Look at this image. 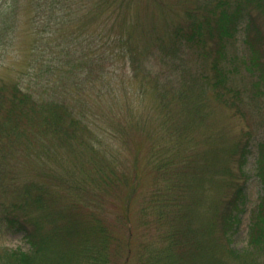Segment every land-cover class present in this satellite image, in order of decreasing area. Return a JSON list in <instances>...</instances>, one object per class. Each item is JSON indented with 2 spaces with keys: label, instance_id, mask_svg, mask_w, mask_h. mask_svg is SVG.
Returning <instances> with one entry per match:
<instances>
[{
  "label": "rangeland",
  "instance_id": "obj_1",
  "mask_svg": "<svg viewBox=\"0 0 264 264\" xmlns=\"http://www.w3.org/2000/svg\"><path fill=\"white\" fill-rule=\"evenodd\" d=\"M211 1L162 0V5L159 0H133L134 16L138 22L137 30L132 35L141 50H148L144 65L148 66L149 76L156 78L166 90H172V95L179 98L182 104L187 101L185 106L190 108L192 103V108L186 109L188 111L181 104L169 106L168 112L156 110L151 91L147 87L142 88V82L138 79L131 78L134 75L128 65H123V60L116 59L114 65L108 67L116 73L109 82L115 90H109L107 83L96 81L93 75L95 89L88 93L90 100L86 106L90 140L98 149L107 150L115 148L114 141L122 137L126 142V154L123 156L122 151L115 154L114 162L125 171L129 183H135L138 187L130 206L135 228L130 259H126L123 248L122 256L112 264H138L140 251L151 256L161 248L159 246H163L156 237L148 239L149 230L146 231L147 226L141 223L140 206L144 194L156 187L153 183L154 158L169 160L173 156H193L191 168L186 172L184 168L176 169L178 177L182 176L188 184L184 206L189 220L185 218L181 223L192 229L194 252L206 264L211 261L214 250L218 252L223 248L219 229L214 230L211 225L215 223L216 213L221 209L224 198L230 193L227 171L237 178L243 186L244 207L236 227L238 229L233 232L229 243L238 251L247 248L250 214L263 193L261 179L257 177V168L260 167L257 160L259 145L264 141V84L258 83L257 77L246 69L242 60L250 64L251 46H254L258 48L255 56L260 63H264V0H258L257 5L253 0L226 1V6L231 7L232 11L236 4L250 7L248 13L252 23L248 29L251 28L252 39H246L245 23L225 43L224 58H219L222 73L226 65L230 69L224 97L217 95L220 90L212 86L216 76L211 64L218 55L213 59L203 58L197 46H184L180 52L182 60H176L173 67L171 63L161 60V51L154 47L170 36L173 27L183 23L186 10L197 9L199 19L206 15V10H211V14H220L219 9H212L214 5H210ZM35 11L32 0H0V215L8 205L19 203L18 195L8 182L9 178H16L17 186L24 181L40 183L44 181V173L49 174L50 170L65 173L82 163L79 148L60 147L54 140L41 136L44 131H39L36 115L43 107H35L42 100L40 94L46 95L45 98L51 95L40 87L58 78L52 68L58 63L66 42L72 45V42L83 40L82 45L86 47L87 36H96L101 27L95 21L90 22L88 14L82 10L77 12L76 18L80 21L74 26L65 25L62 29L54 30L47 19L43 17L39 20ZM125 12L118 16L121 22L116 24V29H124L122 19L127 24L132 19L130 14L133 15V12ZM73 48L78 50L77 43ZM122 77H127V81L122 82ZM72 79L62 73L57 80L56 86L58 90H63V99L65 88ZM24 94L29 95L31 101ZM75 107L80 111L86 109L78 101H75ZM167 114L174 116L175 125L181 130L179 139L166 134V128L171 126L164 123ZM117 134L119 137L116 138ZM236 147L248 151L242 165L237 155L234 156ZM240 166H244L242 176ZM160 187L164 190L163 186ZM73 211L80 212L78 209ZM147 212H150L149 208ZM149 217L150 213L145 214L146 219ZM106 221L120 228L117 235L121 239L127 237L123 225L117 222V216L109 213ZM43 238L45 240V234L39 231L37 239ZM142 244H147L148 248H141ZM16 248L28 250L23 234L7 231L0 225V253L4 249Z\"/></svg>",
  "mask_w": 264,
  "mask_h": 264
},
{
  "label": "trees",
  "instance_id": "obj_2",
  "mask_svg": "<svg viewBox=\"0 0 264 264\" xmlns=\"http://www.w3.org/2000/svg\"><path fill=\"white\" fill-rule=\"evenodd\" d=\"M159 1L164 5L162 0ZM226 1L212 0L210 3L214 5L212 9H219L220 14H211V10H206V15L202 19L196 16L197 9L186 10L182 27L181 25L173 27L168 38L154 45L163 55L161 60L171 63L173 67L176 60H182L180 52L184 46L188 48L197 46L201 49L203 58L213 59L218 55L211 64L216 76L212 86L215 90H220L217 95L221 97H224L227 91L226 81L230 73L227 65L224 73L219 65V58H224L225 43L232 39L237 28L245 23L247 28H243L246 29V39H252L251 28L248 29L252 23L248 13L250 7L236 4L232 11L231 7L226 6ZM32 2L35 5L36 16L39 20L43 17L47 19L51 29H62L65 25L74 26L80 21L76 18L77 12L82 10L88 14L90 22L100 24L101 29L96 36H87L86 47L82 45L83 40L72 42V45L66 42L58 63L52 68L58 78L50 81L51 84L40 87L41 90H48L51 95L45 98L46 95L40 94L41 102L34 101L38 103L35 108L43 107L36 115L40 124L39 131H44L41 136L46 140H54L60 147L74 150L79 148L82 163L77 164L75 169L69 168L65 173L50 170L49 174L44 173L46 177L43 175L44 181L40 183L24 181L17 186L16 178H9L8 182L18 195L16 196L19 203L4 208L3 214L0 215V225L7 231L23 234L29 248L26 251L18 248L4 249L0 253V264H112L122 256L123 248L126 255L124 256L128 260L134 245L135 230L131 221L130 206L138 187L136 188L135 183H129L125 171L114 162L115 154L118 155L121 151L123 156L126 154L124 152L126 142L122 137L114 141L115 148L111 149L109 146L107 150L98 149L90 140L86 106L90 100L88 93L91 94L95 89L93 75L96 81L107 83L109 90H115L114 85L112 87L109 82L116 73L108 67L114 65L116 59H120L133 73L134 76L131 78L138 79L142 82V88L147 87L151 91L156 102V110L168 112L169 106L181 104V107L188 111L186 109H191L192 103L190 108L185 106L187 101L182 104L179 98L172 95V90L168 88L166 90L156 78H150L148 66L144 65L145 58L149 55L148 50H141L135 42V36L132 35V32L137 30L138 22L136 15L134 16L136 10L133 0H32ZM252 2L258 4V0ZM125 10L133 12V15L130 14L132 19L128 24L122 19L124 29H116V24L121 22L117 18ZM125 13L129 15L128 12ZM75 43L78 50L72 49ZM251 47L253 50L250 51L252 55L250 64L247 65L244 60L242 62L246 69L257 77L258 83L264 84V63H260L259 58L255 56L258 54V48ZM94 67L96 68L93 69ZM62 73L73 78L65 88L64 99L63 90H58L56 86ZM125 73L128 76L126 71ZM122 78V82L127 81V77ZM24 96L31 101L29 95ZM75 101L86 109L78 110ZM166 117L164 123L171 125L166 128V134L173 139H179L181 130L175 125L174 116L167 114ZM247 152L244 148L239 150V147H236L234 156L237 155L240 165ZM258 155L257 162L260 167L257 168V177L261 179L263 193L250 214L247 248L238 251L229 243L233 232L238 229L236 227L244 207V196L240 181L233 178L226 169L230 193L224 198L221 209L216 213L215 223L211 225L214 230L219 229L223 250L219 249L218 252L214 250L209 264H264V141L259 145ZM191 158L193 159V156H173L169 160L153 159L155 177L153 183L156 187L144 194L140 206L141 223L147 226L146 231L149 230L148 239L156 237L161 240L163 246H159L161 248L151 255L153 257L150 253L138 252L141 257L138 264H206L201 260L202 257H197L194 252L192 229L181 223L185 218L186 220L189 218L184 206L185 189L188 184L182 176L178 177L177 171L184 168L186 172L191 168ZM243 169L244 166H240L241 176ZM61 184L63 186L59 188ZM160 186H163L164 190ZM148 208L150 212H147ZM73 209L80 212L75 213ZM109 213L117 216V222L123 225L122 229L127 233L124 240L117 235V229L120 228L111 226L106 221ZM147 213H150L148 219L145 218ZM39 231L45 234V240L37 239ZM146 246L148 245L142 244L141 248L146 250L148 248Z\"/></svg>",
  "mask_w": 264,
  "mask_h": 264
}]
</instances>
